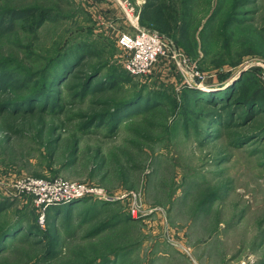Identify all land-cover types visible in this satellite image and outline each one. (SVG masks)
<instances>
[{"label": "rangeland", "instance_id": "obj_1", "mask_svg": "<svg viewBox=\"0 0 264 264\" xmlns=\"http://www.w3.org/2000/svg\"><path fill=\"white\" fill-rule=\"evenodd\" d=\"M138 28L200 77L169 58L125 76L118 38ZM79 44L56 103L17 111ZM0 76V264H264V111L204 101L239 80L264 100V0H0ZM58 179L108 199L48 206L41 227L19 187Z\"/></svg>", "mask_w": 264, "mask_h": 264}, {"label": "built area", "instance_id": "obj_2", "mask_svg": "<svg viewBox=\"0 0 264 264\" xmlns=\"http://www.w3.org/2000/svg\"><path fill=\"white\" fill-rule=\"evenodd\" d=\"M118 42L126 52L123 66L130 75H146L150 73L153 64L158 59L169 58L174 63H177L179 67L183 64L188 65V69L191 67L189 74L200 77L193 65L187 64V59L183 53L174 48L167 38L157 32L138 28L133 34H122L118 38ZM19 188L21 191L23 190L36 196V204L42 208L37 219V223L41 227L46 224L44 210L48 206L71 202L74 199L90 195L108 199L107 196L101 194V191L97 189H90L81 184L63 183L59 179L53 182L28 180Z\"/></svg>", "mask_w": 264, "mask_h": 264}, {"label": "trees", "instance_id": "obj_3", "mask_svg": "<svg viewBox=\"0 0 264 264\" xmlns=\"http://www.w3.org/2000/svg\"><path fill=\"white\" fill-rule=\"evenodd\" d=\"M19 12L27 13V11H23V10H20ZM39 14L41 16V15H44L45 13L41 12ZM42 18H43V16H42ZM41 20H43V19H41ZM92 53L93 52L91 51L90 47L83 45V44H79V45L75 46L74 48H69L68 52L66 54H64L63 56H60L58 59H56V61L54 63H52V65H49L48 67H46L45 71H43V74L45 75V77L47 79V84H45L44 88L40 89V90H36L35 88H32L30 90V93L27 95L28 97H26L25 99L27 100L30 98L27 103L30 102L32 105H30V107H29V105L26 104L27 106H25L24 108L16 106V109H18L17 111L22 110L21 112H25V111L30 112L31 110L38 109V106H35L36 104H34V103H41V105H43V106H45L46 104H55L57 98H55L53 96V94L51 92L52 89H51L50 85H56L57 86L62 81L64 82L65 80L70 81L71 79H74L76 72H78V70H77L78 67L80 65H82L84 59L91 56ZM52 69H53V71H52ZM124 72L126 73L125 76L130 77V74L125 69H124ZM98 73H99V71L93 69L91 72L86 74L84 79H83V82L80 84L79 91L75 95H77L80 98H83L92 88V81L98 75ZM65 75H67V76L65 77ZM4 76H7V78H11L12 75L6 73ZM120 77H122V76H120ZM1 78L2 77L0 76V85H2V84L3 85L0 87H2V88L9 87V84H7L6 80H3ZM118 79H119V77H116L113 79L110 78V81H112V82L109 85L110 86L116 85V82L118 81ZM244 85H245L244 81L241 82L239 80L233 86H229L226 91L219 92L220 96L218 98L209 97V100H204L206 98H202V99L205 101V103H211V104L212 103L215 104L217 102L226 103L228 101V99H234L235 103H237V104H241V105H244L246 107L247 106L254 107V108L261 109L264 111V100L262 98H260L258 95H256L255 93L250 94V95H244V97L239 96L242 94L241 93L242 90L246 89V87ZM56 91L58 92V90H56ZM131 103H134V101ZM149 103L150 102L148 101V103L146 105L148 106ZM129 104L130 103H128V104L125 103V104H122L120 106H117V111H119L120 109L124 108V106L129 105ZM23 105H25V104H23ZM131 105H132L131 107H133L137 104L134 103ZM3 107L5 109L13 110V112H14V109L9 107V106H7V108H6V105ZM39 108H42V107H39ZM40 110H42V109H40ZM98 116L103 118V116H105V115L101 114ZM98 116H95V117L91 118L90 121L85 122L83 128L86 129L90 124L96 122V119H98L97 118ZM0 236H2V234Z\"/></svg>", "mask_w": 264, "mask_h": 264}, {"label": "water", "instance_id": "obj_4", "mask_svg": "<svg viewBox=\"0 0 264 264\" xmlns=\"http://www.w3.org/2000/svg\"><path fill=\"white\" fill-rule=\"evenodd\" d=\"M79 199V198H78Z\"/></svg>", "mask_w": 264, "mask_h": 264}]
</instances>
